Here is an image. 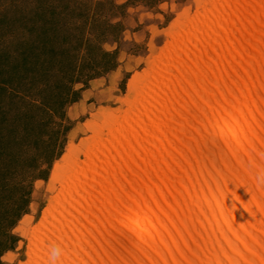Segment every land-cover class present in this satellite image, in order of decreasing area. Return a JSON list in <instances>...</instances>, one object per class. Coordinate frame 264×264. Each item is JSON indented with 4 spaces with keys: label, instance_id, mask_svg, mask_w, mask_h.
<instances>
[{
    "label": "bare ground",
    "instance_id": "1",
    "mask_svg": "<svg viewBox=\"0 0 264 264\" xmlns=\"http://www.w3.org/2000/svg\"><path fill=\"white\" fill-rule=\"evenodd\" d=\"M182 26L143 104L59 171L30 264H264V0H210Z\"/></svg>",
    "mask_w": 264,
    "mask_h": 264
},
{
    "label": "rangeland",
    "instance_id": "2",
    "mask_svg": "<svg viewBox=\"0 0 264 264\" xmlns=\"http://www.w3.org/2000/svg\"><path fill=\"white\" fill-rule=\"evenodd\" d=\"M209 4L0 0V264H30L64 170L85 167L143 104L153 63Z\"/></svg>",
    "mask_w": 264,
    "mask_h": 264
},
{
    "label": "trees",
    "instance_id": "3",
    "mask_svg": "<svg viewBox=\"0 0 264 264\" xmlns=\"http://www.w3.org/2000/svg\"><path fill=\"white\" fill-rule=\"evenodd\" d=\"M115 28V27H114ZM103 57H110V54L104 53ZM115 65V62L112 61L111 64L107 65L105 69H111Z\"/></svg>",
    "mask_w": 264,
    "mask_h": 264
}]
</instances>
